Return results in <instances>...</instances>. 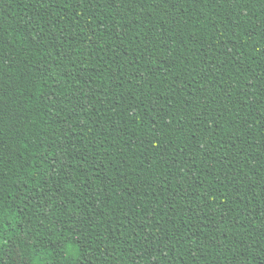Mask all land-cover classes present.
<instances>
[{"label":"trees","instance_id":"16d2710c","mask_svg":"<svg viewBox=\"0 0 264 264\" xmlns=\"http://www.w3.org/2000/svg\"><path fill=\"white\" fill-rule=\"evenodd\" d=\"M0 264H264V0H0Z\"/></svg>","mask_w":264,"mask_h":264},{"label":"rangeland","instance_id":"374dc122","mask_svg":"<svg viewBox=\"0 0 264 264\" xmlns=\"http://www.w3.org/2000/svg\"><path fill=\"white\" fill-rule=\"evenodd\" d=\"M1 243H2V242H1V240H0V245H1Z\"/></svg>","mask_w":264,"mask_h":264}]
</instances>
